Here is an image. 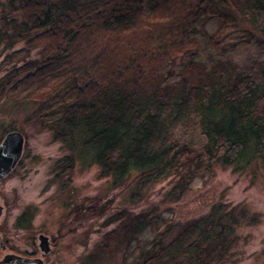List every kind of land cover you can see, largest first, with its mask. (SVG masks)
<instances>
[{
    "label": "trees",
    "instance_id": "16d2710c",
    "mask_svg": "<svg viewBox=\"0 0 264 264\" xmlns=\"http://www.w3.org/2000/svg\"><path fill=\"white\" fill-rule=\"evenodd\" d=\"M240 24L239 43L224 39ZM2 41L38 57L20 65L8 57L0 98L37 103L34 119L88 153L102 177L177 179L178 200L213 165L264 168V0H7ZM238 44L255 49L242 64L230 59ZM182 126L199 146L174 134ZM148 215H127L125 240L151 224ZM229 228L218 213L178 225L139 264H179L181 255L184 264L218 263ZM196 232L185 253L168 255Z\"/></svg>",
    "mask_w": 264,
    "mask_h": 264
},
{
    "label": "rangeland",
    "instance_id": "374dc122",
    "mask_svg": "<svg viewBox=\"0 0 264 264\" xmlns=\"http://www.w3.org/2000/svg\"><path fill=\"white\" fill-rule=\"evenodd\" d=\"M0 11L7 12V0H0ZM242 26L228 29L224 39L236 42L233 35ZM214 29L211 23L206 31L211 35ZM24 49L22 42L11 46L1 42L0 78L8 57L12 65L38 57L35 50L17 54ZM254 50L238 44L232 49L230 59L242 64L247 56L252 57ZM200 56L203 59L202 52ZM36 110L37 103L29 99L12 95L0 98V140L10 131L19 132L24 138L20 164L0 184V191L13 199L9 226L25 211L30 214L31 235L44 231L57 241V254L48 264H139L140 254L149 251L150 243L161 241L165 245L178 225L209 218L215 213L229 222L230 230L224 242L225 254L214 264H264V168L261 165L252 164L239 173L233 172L232 167L213 165L210 170L199 172L177 200L171 193L177 179L169 177L162 182L144 184L135 174L122 181L100 176L99 167L91 163L88 153L79 154L78 149L54 139L46 121L40 123L34 119ZM178 130L195 147L201 144V138L190 128L177 127L174 134ZM142 214H149L151 224L129 241L125 240L121 222L126 221L127 215ZM195 237L197 232L181 248L168 250V255L185 253ZM187 257L181 255L179 264H184Z\"/></svg>",
    "mask_w": 264,
    "mask_h": 264
},
{
    "label": "flooded vegetation",
    "instance_id": "af4514ba",
    "mask_svg": "<svg viewBox=\"0 0 264 264\" xmlns=\"http://www.w3.org/2000/svg\"><path fill=\"white\" fill-rule=\"evenodd\" d=\"M21 158L8 174L0 177V184L11 177L18 168ZM12 200L9 196L2 195L0 191V263L3 260H12L10 264H48L49 259L57 254V241L44 231H37L31 235L30 214L25 211L18 215L17 219L12 218L13 225L9 226ZM41 236L46 238L45 242L40 239Z\"/></svg>",
    "mask_w": 264,
    "mask_h": 264
},
{
    "label": "water",
    "instance_id": "95a60500",
    "mask_svg": "<svg viewBox=\"0 0 264 264\" xmlns=\"http://www.w3.org/2000/svg\"><path fill=\"white\" fill-rule=\"evenodd\" d=\"M5 135L0 143V177L5 176L15 167L24 147V138L19 132L10 131ZM40 239L46 241L43 236ZM10 263L12 260H3L0 264Z\"/></svg>",
    "mask_w": 264,
    "mask_h": 264
}]
</instances>
